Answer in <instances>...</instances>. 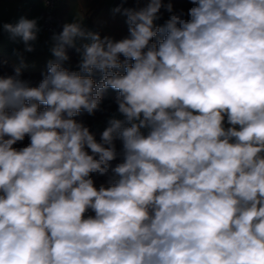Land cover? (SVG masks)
I'll list each match as a JSON object with an SVG mask.
<instances>
[{
  "label": "clouds",
  "instance_id": "1",
  "mask_svg": "<svg viewBox=\"0 0 264 264\" xmlns=\"http://www.w3.org/2000/svg\"><path fill=\"white\" fill-rule=\"evenodd\" d=\"M190 2L117 7L120 40L67 23L38 86L0 76V264H264V0ZM3 29L34 50L35 19ZM107 88L98 143L73 117Z\"/></svg>",
  "mask_w": 264,
  "mask_h": 264
},
{
  "label": "crops",
  "instance_id": "2",
  "mask_svg": "<svg viewBox=\"0 0 264 264\" xmlns=\"http://www.w3.org/2000/svg\"><path fill=\"white\" fill-rule=\"evenodd\" d=\"M64 4V8L59 13L60 30L55 31L52 37H46L42 33L43 4L41 0H0V53L5 55L10 61L25 70H41L47 68L48 62L56 61L51 49L57 41L53 39L58 36L63 26L67 23L80 21L82 26L93 32H100L114 40H120L129 35L127 17L122 13L114 12L117 7L114 0H58ZM58 2V3H59ZM57 5V1H56ZM96 7L95 11L92 8ZM21 18L35 19L40 29L38 38L34 42V50L28 52L19 37L12 38L10 33L4 31L5 23L15 24ZM102 38V37H101ZM88 41L77 40L75 47H69L76 51L83 43ZM66 48V51L67 49ZM77 53V65L79 66L80 54ZM124 119L119 112H112L104 116L98 122V133L102 135L108 127L111 118ZM225 123V127H228ZM147 134V129H142ZM120 148L122 142L117 139Z\"/></svg>",
  "mask_w": 264,
  "mask_h": 264
},
{
  "label": "trees",
  "instance_id": "3",
  "mask_svg": "<svg viewBox=\"0 0 264 264\" xmlns=\"http://www.w3.org/2000/svg\"><path fill=\"white\" fill-rule=\"evenodd\" d=\"M57 1V5H56V9L54 11V15H53V25L55 27V31L60 30V23H59V13L60 11L63 10L64 8V4L58 0ZM123 4H124V8H138V7H142L143 4L146 2V0H122ZM59 2V3H58ZM96 2H99V0H97ZM162 2L164 4L167 3H171L173 5V11L174 12H179L181 10H183L185 13H187L188 9L191 8L193 5L191 4L190 0H162ZM96 9V7L92 8V11L94 12ZM161 18L156 20L154 23L157 26H163V24L165 23V21L169 18L170 13H168L167 11H165L163 8L161 9ZM100 34V36L103 38L104 35L100 32H98ZM162 36L158 35L157 37L153 38V42H155L158 39H161ZM69 59L66 61L61 62L62 63V67L69 69L70 71H79L78 65H77V53L74 49H67L66 51ZM124 58L121 56V60H123ZM19 68L21 71V78L28 81L30 86L32 87H36L39 85V83L41 82V80L43 79L44 75L47 74V68L45 69H41V70H25L15 64H13L10 59H8L5 55L0 53V76H9V75H14L15 74V70ZM92 78L94 79V81L99 82L100 79H102L101 75L99 72H95L92 76ZM111 90V88H107L106 89V93L102 92V99H101V103L99 105L98 110H96L94 112V114H88L85 111H81L77 116L73 117V119L77 120L78 122L83 123L86 127L89 128L90 132L94 135L96 141L98 143L102 142L101 141V137H97L96 136V131L98 130V122L107 114L112 113V112H118V105L116 103V97H112L109 94V91ZM43 105H41V109H43ZM25 143H30L29 138L26 136L24 141L22 142H18L17 144L13 145L14 148L16 149H20L22 147H24ZM115 146L117 145L116 140L114 141ZM117 150V149H116ZM89 153L91 154L90 150H88ZM121 157L118 156L116 160H114L112 162L113 166H115V164L120 163L121 162ZM92 178L94 180V186L96 188H99L101 185L108 187L109 186V178L111 173H109V175H104V176H100L97 174H91ZM93 215L94 216V212H92L91 210H88L85 213V218L87 216Z\"/></svg>",
  "mask_w": 264,
  "mask_h": 264
},
{
  "label": "built area",
  "instance_id": "4",
  "mask_svg": "<svg viewBox=\"0 0 264 264\" xmlns=\"http://www.w3.org/2000/svg\"><path fill=\"white\" fill-rule=\"evenodd\" d=\"M43 4L42 14V33L46 37H52L55 33V27L53 25V15L56 9V0H41ZM116 7L124 8L122 0H114Z\"/></svg>",
  "mask_w": 264,
  "mask_h": 264
},
{
  "label": "rangeland",
  "instance_id": "5",
  "mask_svg": "<svg viewBox=\"0 0 264 264\" xmlns=\"http://www.w3.org/2000/svg\"><path fill=\"white\" fill-rule=\"evenodd\" d=\"M78 68H79V66H78ZM44 69H45V68H44ZM103 92L106 93V92H107L106 89H105ZM109 94H110V96H112V97H117V96H118V92L115 91V90H113V89H111V90L109 91ZM95 134H96V136L99 137V138L102 136L101 134L98 133V130L96 131ZM116 142H117L116 149H117V152L119 153V152L121 151V148H120V146H119V143H118L117 139H116ZM28 145H29V143H25V144H24V147H25V146H28ZM97 189H99V188H97Z\"/></svg>",
  "mask_w": 264,
  "mask_h": 264
}]
</instances>
